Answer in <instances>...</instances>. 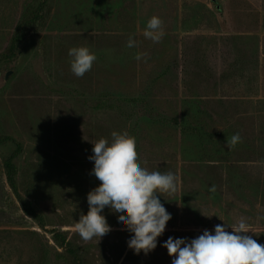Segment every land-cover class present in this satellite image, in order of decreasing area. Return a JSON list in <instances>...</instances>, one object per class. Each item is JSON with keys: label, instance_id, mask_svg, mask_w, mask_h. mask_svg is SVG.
<instances>
[{"label": "rangeland", "instance_id": "obj_1", "mask_svg": "<svg viewBox=\"0 0 264 264\" xmlns=\"http://www.w3.org/2000/svg\"><path fill=\"white\" fill-rule=\"evenodd\" d=\"M153 16L159 45L143 37ZM81 46L97 60L78 78L68 50ZM0 73V139H14L0 142V264H72L53 231L79 245L85 264H171L159 243L135 255L107 209L112 230L100 242L75 231L100 183L92 143L113 131L135 138L141 167L178 177L176 193L160 197L172 216L161 243L246 217L264 245V0H0ZM15 141L19 195L44 226L8 182Z\"/></svg>", "mask_w": 264, "mask_h": 264}, {"label": "clouds", "instance_id": "obj_2", "mask_svg": "<svg viewBox=\"0 0 264 264\" xmlns=\"http://www.w3.org/2000/svg\"><path fill=\"white\" fill-rule=\"evenodd\" d=\"M143 37L154 45L162 43L164 29L159 17L147 21ZM136 46L137 41L130 36L126 47ZM68 56L71 72L78 78L91 71L97 60L96 54L84 46L70 48ZM144 57V53L138 52L134 58L139 62ZM239 142L241 136L236 133L226 139V146L231 151ZM92 145L88 157L94 162L90 175L100 183L87 194V214L82 213L74 225L83 241L100 242L112 230L104 215L107 209L117 216L120 230L130 234L126 243L135 255L147 256L159 243L167 250L171 264H264V245L249 235L254 232L246 217L232 225L217 224L212 231L205 229L196 238L170 236L161 243L158 238L163 236L172 216L160 197L176 193L178 177L171 171L150 172L141 167L136 140L127 133L113 131L110 140L100 138ZM208 191L215 194L216 186L212 185Z\"/></svg>", "mask_w": 264, "mask_h": 264}, {"label": "trees", "instance_id": "obj_3", "mask_svg": "<svg viewBox=\"0 0 264 264\" xmlns=\"http://www.w3.org/2000/svg\"><path fill=\"white\" fill-rule=\"evenodd\" d=\"M29 21H25L22 24H26ZM25 29H22V26L20 25L18 27V31L16 32V35L13 38L12 45H11V52L15 53V49L19 42L24 37V31ZM4 140H14L11 137H5L3 139H0V142H4ZM16 142V141H15ZM16 150L14 153H12L10 156H8L5 159L4 166L7 174V179L10 184V186L14 189V191L18 194V197L20 198L22 202L23 210L38 220L41 224V226H44L43 224V218L41 213L33 206L32 203L25 200L23 197L19 195L18 191V185H17V173L18 168L14 161L16 156L21 152L22 145L18 142H16ZM55 240L58 242V244L63 247L66 250V253L68 255L69 260L72 264H85V260L82 254V251L80 250L79 245L75 244L63 231H53Z\"/></svg>", "mask_w": 264, "mask_h": 264}, {"label": "water", "instance_id": "obj_4", "mask_svg": "<svg viewBox=\"0 0 264 264\" xmlns=\"http://www.w3.org/2000/svg\"><path fill=\"white\" fill-rule=\"evenodd\" d=\"M212 1H213V2H216L217 0H212ZM10 73H11V71H9V72L6 74V78L9 77ZM0 75H1V73H0Z\"/></svg>", "mask_w": 264, "mask_h": 264}]
</instances>
